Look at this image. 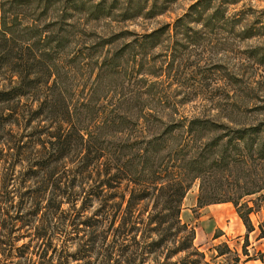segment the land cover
I'll return each mask as SVG.
<instances>
[{
    "label": "rangeland",
    "instance_id": "rangeland-1",
    "mask_svg": "<svg viewBox=\"0 0 264 264\" xmlns=\"http://www.w3.org/2000/svg\"><path fill=\"white\" fill-rule=\"evenodd\" d=\"M0 28L11 32L17 44L31 43L34 60L29 57L28 62L46 63L53 74L50 81L59 83L52 94L43 89L17 104H0V114L11 112L5 107L13 105L18 113L0 130V239L33 246L46 227L45 240L49 236L74 252L82 235L89 236L91 230L92 236L97 235L99 225L107 226L106 215L97 212L101 209L95 196L98 173L94 168L80 173L79 156L74 154L54 166L53 179L60 180L61 195L55 199L59 207L46 206L48 173L36 164L37 150L50 147L55 126L46 116L35 118L32 111L45 95L55 97L60 92L73 122L72 127L64 122V135L77 138L79 133L96 143L147 139L167 127L171 132L164 137L167 147L162 153L182 148L191 158L219 138L215 146L204 149L212 160L234 138L236 127L258 125L256 140L231 141L239 146L242 162L212 170L215 177L209 175L203 183L210 192L234 193L233 203L198 207L202 182L196 179L182 200L180 217L194 227V246L213 263L263 259L259 246L264 244V213L256 197L264 189L243 193L264 187V159L257 155L264 141V0H0ZM16 78L1 71L0 90ZM113 113H117L114 121ZM230 117L235 123L226 120ZM194 118L223 126L195 125L194 138L188 131ZM247 142L251 148L245 146ZM127 154L126 159L131 157V152ZM122 189L117 191L119 198L109 199L107 205L119 201ZM111 192L103 191L109 198ZM157 195L158 190L137 205L141 218L157 213L161 205ZM247 207L253 209L250 232L237 212ZM55 210V219L50 220L48 212ZM84 221L91 225L82 226ZM149 233L137 232L136 238L146 244ZM171 233L174 228L159 252L161 261L178 245ZM255 237L263 239L258 244ZM218 250L225 253L217 256ZM152 258L145 264H153Z\"/></svg>",
    "mask_w": 264,
    "mask_h": 264
},
{
    "label": "trees",
    "instance_id": "trees-1",
    "mask_svg": "<svg viewBox=\"0 0 264 264\" xmlns=\"http://www.w3.org/2000/svg\"><path fill=\"white\" fill-rule=\"evenodd\" d=\"M16 42L15 36L11 32L0 28V72H9L17 77L12 85L0 90V104H7V106L11 103L17 104L22 97L35 95L42 92L43 89H50L52 94L56 82L58 83L54 78L50 81L53 74L46 63H41L36 59L34 63L28 62L29 57L34 60L31 43L17 44ZM33 73H41L45 77L32 75ZM43 86L46 88H42ZM59 93L57 92L55 97L45 95L36 110L32 111L35 118L46 116L55 126L54 131L50 132L49 135L50 147L48 149L44 147L43 151L37 150L39 153L36 164L40 165L45 173H48L46 179L48 180L50 196L45 198L46 203H48L46 206L48 209L49 204L56 209L59 207L55 199L61 195L59 192L60 180L53 179L54 166L70 154H74L79 156L82 167L80 173H90L91 168H94L98 173L95 183L99 191L95 196L101 209H98L97 212L99 215H106L107 226L99 225L97 235L92 236V230L89 236L82 235L78 248L74 252H69L64 243L58 246V243L49 236L45 240L46 227H44V233L38 235L41 241L36 242L33 246L30 244L16 246L14 243L12 245L9 241L0 239V264H70L72 262L79 264L82 260L84 261L83 264H94L95 261L97 264H145L149 256H153V264H215L206 259L205 254L194 246V227L183 222L180 217L182 200L192 182L200 179L202 190L197 196L198 207L212 203H233L234 193L220 189H214L210 192L207 190V186L205 189L203 183H207L209 175L215 177L214 174L210 173L212 170L231 168L233 165L242 162L244 156L239 153V146L232 145L231 141L234 138L242 142L245 138L254 141L257 139L255 138L256 134L261 130L260 127L258 125L236 127L232 131L234 138L228 139L220 152V156L212 160L209 159L208 155L205 156L204 149L208 146H215L219 138L211 140L210 143H206L207 145L204 144V148L191 158L188 156L189 152L183 151L182 148L172 152L168 151L165 154L162 153L167 147L164 137L168 132H171L170 128L167 127L147 139L134 140L128 143L118 142L119 144L96 143L93 140L85 139L79 133L77 138L70 133L64 135L62 131L64 122L71 127L73 122L68 108H64V99ZM5 108L10 109L11 112L7 111L0 114V130L6 124L11 123L18 114L16 113V105ZM113 114L111 120L114 121L117 113ZM230 118L232 119L226 120L235 123V118ZM195 125L206 128L223 126L210 119H191L188 131L194 138L197 136L193 134ZM224 128L229 129L227 126ZM249 145L247 142L245 146L249 148ZM245 146L242 149L246 150ZM127 152H131V157L128 159L125 158L128 155ZM232 152L236 154L232 155ZM166 155L168 159L164 161ZM257 155L264 159V141L261 142ZM170 162L172 168L169 166ZM219 180L216 178L217 183ZM122 186L123 193L120 195L119 201L112 206L107 205L109 199L119 198L117 191L121 190ZM105 189L112 190L110 198L103 193ZM261 189L264 187L253 189L243 193V195L257 193ZM156 190L161 195H157L161 199L159 210L150 217L141 218L143 212L137 205L151 197ZM257 200L262 202L261 209L264 213V194H259L256 197ZM123 204L125 206L122 209ZM252 210V207H247L242 212L237 211L248 232L253 230L249 219ZM55 213L56 210L51 213L48 212L50 220L55 219L53 216ZM152 222L155 225L149 227ZM80 224L86 228L91 225L86 221L80 222ZM172 228H174V233L171 235L177 237L178 245L171 254L166 255L161 261L158 255ZM140 231L141 233L151 232L157 237L152 238L151 233H149V236L146 237L150 238V241L143 244L141 239L136 238L137 232ZM64 241L68 240L64 239ZM179 253H184V255L174 261L170 260ZM224 253V250H218L217 256Z\"/></svg>",
    "mask_w": 264,
    "mask_h": 264
},
{
    "label": "crops",
    "instance_id": "crops-1",
    "mask_svg": "<svg viewBox=\"0 0 264 264\" xmlns=\"http://www.w3.org/2000/svg\"><path fill=\"white\" fill-rule=\"evenodd\" d=\"M183 213H184V210L183 209H181V213H180V216H183ZM263 238H261V237H255V243H258L259 244V242L262 240ZM260 248H261V251L262 252H264V244H262L261 246H259ZM222 256V255H221ZM256 261H259V264H264V256H263V259L262 260H260V259H258V260H256V259H246L245 260V264H249L250 262H254V264H256Z\"/></svg>",
    "mask_w": 264,
    "mask_h": 264
}]
</instances>
